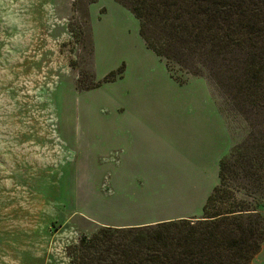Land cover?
Masks as SVG:
<instances>
[{"label": "rangeland", "instance_id": "rangeland-1", "mask_svg": "<svg viewBox=\"0 0 264 264\" xmlns=\"http://www.w3.org/2000/svg\"><path fill=\"white\" fill-rule=\"evenodd\" d=\"M138 29L114 0H0V264H69L100 226L200 218L221 160L264 207V180L247 174L264 173L251 168L264 76H246L238 49L207 68L169 62L179 85Z\"/></svg>", "mask_w": 264, "mask_h": 264}, {"label": "trees", "instance_id": "trees-1", "mask_svg": "<svg viewBox=\"0 0 264 264\" xmlns=\"http://www.w3.org/2000/svg\"><path fill=\"white\" fill-rule=\"evenodd\" d=\"M114 1L130 10L146 49L177 84L183 82L173 76L169 62L193 58L207 68L238 49L245 53L246 76H264V0ZM115 75L108 73L103 82L114 81ZM251 161V168L264 165V157ZM225 166L221 160L219 182L203 205L202 217L100 226L67 248L69 264H251L264 243V207L253 197H240L226 183ZM255 169L247 174L264 180V173L257 175Z\"/></svg>", "mask_w": 264, "mask_h": 264}, {"label": "clouds", "instance_id": "clouds-1", "mask_svg": "<svg viewBox=\"0 0 264 264\" xmlns=\"http://www.w3.org/2000/svg\"><path fill=\"white\" fill-rule=\"evenodd\" d=\"M15 5H12L11 9H9L8 11H6L4 13L5 15V18L8 19V20H13L14 17H15V12L13 11L15 9Z\"/></svg>", "mask_w": 264, "mask_h": 264}, {"label": "crops", "instance_id": "crops-1", "mask_svg": "<svg viewBox=\"0 0 264 264\" xmlns=\"http://www.w3.org/2000/svg\"><path fill=\"white\" fill-rule=\"evenodd\" d=\"M150 52H151V51H150ZM157 58H158V57H157ZM158 59H159V58H158ZM159 60H160V59H159ZM263 244H264V243H263ZM263 244H262V245H263ZM260 249H261V248H260ZM259 252H260V251H259ZM259 252H258V253H259Z\"/></svg>", "mask_w": 264, "mask_h": 264}, {"label": "water", "instance_id": "water-1", "mask_svg": "<svg viewBox=\"0 0 264 264\" xmlns=\"http://www.w3.org/2000/svg\"><path fill=\"white\" fill-rule=\"evenodd\" d=\"M154 224V223H153ZM153 224H150V225H153Z\"/></svg>", "mask_w": 264, "mask_h": 264}]
</instances>
